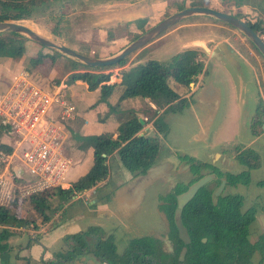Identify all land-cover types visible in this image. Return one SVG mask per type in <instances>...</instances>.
Instances as JSON below:
<instances>
[{
	"label": "crops",
	"instance_id": "obj_1",
	"mask_svg": "<svg viewBox=\"0 0 264 264\" xmlns=\"http://www.w3.org/2000/svg\"><path fill=\"white\" fill-rule=\"evenodd\" d=\"M209 1L215 2L217 5L219 4L221 7L226 3H232L231 9L241 10V16L249 15L259 19L264 27V0H259L258 2L255 0ZM178 5L179 3L173 0H168V2L165 0H109L98 3L94 8L85 10L86 16L83 23L76 24L78 27L74 31L77 36L74 41L77 42L76 38H79L80 35H84V38L90 40L95 37V41H98L96 38L101 40L105 39V42H107L106 45L111 46L112 49H108L107 52L106 49L100 50L101 55L103 57L114 55L137 36L145 32V30L138 31V28L142 25V23H140L141 21L147 20L145 24L150 22L149 29L167 15H170V13L177 11L180 7ZM259 5L261 7L259 12L260 15H253V11L251 10ZM225 9L227 10V8ZM228 9L231 10L230 8ZM162 14L163 17L160 18L159 15ZM73 16H70V19H72ZM223 23L238 30L225 22ZM185 25L194 26V23H182L174 27V29H166L148 42L147 46L155 44L154 50L152 51L155 55L146 57L147 55H144L143 52L145 47L143 46L142 49L140 48L132 53L134 54L132 57H130L131 54L127 56L128 60L125 65L113 67L116 69H114L115 71H108L110 73V78L107 83L115 84V88L112 94L107 98V101H100V90L98 88L89 90L87 83L81 79H77L70 84L68 83L67 93L75 106L76 113L70 123L65 126L66 139L64 143L69 139L71 133H77L78 135H99L108 133L116 137L117 126L122 119L127 117L129 111L135 112L138 118L141 117L144 121L145 125L143 124V128L138 135L141 133L142 135H148L147 129H151L153 120L157 116L165 113L163 112L164 109H159L150 102L149 99L139 96L126 98L118 102L119 96L123 90L120 85L121 76L119 75V71L149 59L160 61V52L167 47L175 48L178 46V49H176L177 51L172 54L169 59L176 53L185 49H197L188 47L183 48L186 35L180 33L179 29ZM135 34L137 35L135 36ZM261 35H264V31ZM114 36H122L123 39H121V37L119 38L121 41H119V39H116ZM242 38L246 37L243 36ZM201 41H194L193 43H196L197 46L200 47V49L197 50L201 52L200 58L204 62L203 71L198 74L196 79L188 86L177 82L178 88L174 90L179 93L180 97L187 99L185 108H190L194 113L195 129L192 134L193 138L196 141L203 142L207 147V145H209L208 141L211 127L217 118L223 96L221 88L214 84L210 76L207 75V78L205 77L207 64L202 57L208 53L209 59L212 58L218 61L228 73L231 81V126L233 130L236 129L235 134L237 133L240 142L233 147L231 153L222 150L219 151L218 157L216 158L213 152L210 154L208 153L209 151H206V158L209 157L211 160L208 161L206 159L204 162L216 165L221 170H223L224 165H227L229 168L225 170L230 172H232L230 169L235 167L238 169L237 172H240L246 167L237 160L236 154L238 151L236 148L251 149L258 154L259 164L257 167L250 170L249 184H237L234 186L225 184L223 188L224 192L243 196L242 210H246L251 206L256 207L255 220L249 226L248 236L250 243L255 244L261 237H264V185L261 186L257 184L258 181H264V172H261L260 175H258L259 177L257 176L258 178L256 177L254 179L258 170L263 171V160L261 152L253 148L254 144L259 143L261 149L264 150V143L258 142L260 137L264 135V73L263 75L259 73L260 79H258L257 73L254 71L251 62L241 54L234 45L226 46L225 50L217 46L215 50L209 51L206 48V41L203 40L205 45ZM79 43L73 46L78 51L81 47ZM252 47L250 50L253 51L251 53H254L256 49L254 48V50ZM83 48L86 51L88 50V47ZM212 53L222 57L227 63L224 64L217 57H213ZM258 54L259 56L262 55H260L259 52ZM169 59L165 62L162 60L160 62L166 63ZM28 70V61L27 63H14L10 57H0V92L5 90L17 73L20 71L29 72L30 70ZM70 74L71 71L64 73L62 77L49 75L45 77L44 80V77L42 78V76H39L42 82H40V80L36 82L43 87H50V85H52V78L61 77L60 80L68 79ZM170 78L171 77H169L168 80ZM204 78L207 79V81H205ZM47 80L49 82H45ZM261 84L262 86L260 87ZM169 85L171 86V84ZM132 99L136 100L129 101ZM117 103L118 106L116 110L112 111L111 107ZM119 107L121 109H119ZM154 109L157 110V115L154 119H151V124L148 115L151 114L150 110L153 111ZM108 111L110 113L107 115V119L102 122L99 121L97 115H104L108 113ZM246 111L248 113L247 132L242 133V114ZM256 118H259L261 121V129L257 135H253L250 133V127ZM234 122L236 125H234ZM0 145L10 147V151L8 152L14 150L13 137L4 131V126L2 124H0ZM77 146L71 151L67 149L64 153V156L70 163L65 172L62 188H68L74 181L83 176L93 164L92 149L88 148L87 150H81ZM164 161H168L172 164L170 172L173 174L174 180L179 182L178 176L182 175L180 170L185 168L184 161L182 162L177 155L165 157L163 160H160V162ZM106 163L108 165L107 176L93 187L76 194L68 201L62 202L60 207H58V199L53 198V207L58 208L48 212L49 219L43 220L41 217H37V220L28 226L9 227L11 233L6 240L8 248L6 251L0 252V264H107L105 262H100L90 253L78 256L71 261L57 257L58 254L65 252L66 245L64 238L67 235L78 233L90 226H98L103 236L112 234L115 244L116 239L124 234H127V241L131 238L142 236H154L158 239L165 236L167 231L165 230V232H162L161 228L167 226V221L165 214L159 208L161 202L158 200L159 193H157V191L160 189L157 188H165L168 192L173 188L172 184L163 179H157L151 184H144L141 179L142 174L133 173L125 168L120 162L116 152L107 156ZM241 166L244 168L239 170ZM172 169H176V172H173ZM13 170L20 171V167L15 165ZM4 172L6 171L3 170L2 175L5 183L0 185L1 205L10 206L15 197L19 196L24 199L31 193L19 194L16 189L11 193V187L14 185L12 182L13 180H20L23 182L24 187L21 185L23 188L26 187L27 182L31 185L36 184L37 186L36 177L29 172H21V177L17 179L12 175L8 176L6 174L7 172ZM208 172L204 173L206 174ZM32 180L34 182H32ZM246 198L248 202H246ZM149 212L154 215L159 214L160 221L163 222L162 225L160 223L156 224L155 216L148 215ZM5 227L4 225H0V231ZM253 261L254 264H264V254L259 250H255L253 253Z\"/></svg>",
	"mask_w": 264,
	"mask_h": 264
},
{
	"label": "trees",
	"instance_id": "obj_2",
	"mask_svg": "<svg viewBox=\"0 0 264 264\" xmlns=\"http://www.w3.org/2000/svg\"><path fill=\"white\" fill-rule=\"evenodd\" d=\"M49 0H0V21L21 20L31 18L42 5ZM184 8L179 7L178 10ZM255 31H264L263 23L257 18L242 15ZM40 33V32H38ZM42 34V33H40ZM138 37V36H137ZM27 37L16 32H0V57H21L25 52L24 41ZM253 48L258 49L252 43ZM259 52V51H258ZM260 53V52H259ZM261 54V53H260ZM49 54L29 58V63L38 65ZM197 49H185L173 55L168 62L163 63L149 59L119 71L120 85L123 90L118 102L126 98L142 97L149 99L163 112H179L187 105V99L180 97L168 82L169 77L182 85L188 86L204 69V62ZM128 58L120 62L101 67H89L81 62L71 60L73 72L67 82L77 79L85 81L89 90H100V101H107L115 84H109L110 73L104 70L126 64ZM85 69V70H84ZM60 77L52 78V84L59 83ZM118 103L111 107L116 110ZM163 114L153 120L154 128L160 133H166L167 125L162 119ZM261 121L256 118L250 127V133L257 135ZM143 128L138 115L129 111L127 117L117 126V136L111 134L76 135L78 148L92 149L93 164L91 168L68 188L60 186L36 189L24 199L15 197L10 206L0 204V225L6 226L0 231V252L7 250L6 243L11 231L9 227H24L35 221L28 216L29 206L43 220L49 219L48 212L61 206L73 196L81 193L103 180L108 174L107 156L116 152L122 165L133 173L144 174L148 168L158 163L159 142L157 138L148 135H138ZM1 149L10 151V147L0 145ZM237 149L236 158L246 168L237 173L223 171L209 162L198 161L192 156L179 155V159L189 164L193 175L187 183L179 181L174 191L163 197L159 208L169 221L170 238L174 243L173 253L165 252L161 241L155 237L143 236L131 238L123 254L117 252L114 236H103L98 226H90L78 233L67 235L65 252L57 257L71 261L78 256L91 254L100 262L107 264H179L178 253L184 243L178 238V230L174 222V211L177 205L176 195L187 190L188 186L205 175L203 170L214 173L216 178L203 185L194 197L183 207L181 219L187 228L190 243L182 264H254L253 253L259 250L264 254V237L255 243L249 241V226L255 220L256 207L242 210L243 196L240 194H220L214 196L215 188L221 178L226 179V185L249 184L250 170L259 164L258 154L251 149ZM16 178V177H15ZM17 179V178H16ZM263 186L264 181H258ZM58 199V207H53L52 199ZM205 238V241L202 239ZM93 241V243H91Z\"/></svg>",
	"mask_w": 264,
	"mask_h": 264
},
{
	"label": "rangeland",
	"instance_id": "obj_3",
	"mask_svg": "<svg viewBox=\"0 0 264 264\" xmlns=\"http://www.w3.org/2000/svg\"><path fill=\"white\" fill-rule=\"evenodd\" d=\"M106 1L109 0H49L48 2L44 3L41 6L42 7L41 9L34 12L31 18L21 19L18 20V22L31 27L36 32L42 33V34L39 33L41 36L53 40L57 43H62L74 50L76 49L73 46L75 44L77 45L80 42L79 43V45H81L80 50L79 51L76 50V51L92 57H103L101 55L100 50L106 49L107 52L108 49H112L111 46L106 45L107 42H105L106 41L105 39L101 40L99 38H96V40L99 41L98 42L95 41L94 39L95 37L91 38L90 40L84 38V35H80L79 38H76L77 39L76 41L78 42L77 43L74 41L75 37L77 36L74 30L78 27L76 24L83 23V21H85L84 18L86 16L85 14L86 9H92L98 3H103ZM165 1L168 2V0ZM173 1L179 3L178 6L180 7L181 5L184 7L207 6L216 10L225 11L230 14L232 13L237 17L241 16V10L231 9L232 8L231 5H233L232 3L230 4L226 3L223 7H221L219 4L217 5L215 2H211L209 0H173ZM255 1L258 2L259 0H255ZM225 8H227V10ZM228 8H230L231 10H229ZM260 8H261L260 5L258 7L253 8L251 10L253 11L252 12L253 15L255 14L259 16L260 15L259 12L261 10ZM70 16H73V18L70 19ZM159 16L160 18H162L163 14ZM146 21L147 20H143L140 22L142 23V25L140 26V28H138V31H143V30L146 31L148 29L150 22L145 24ZM182 23H194V26L185 25L179 29L180 33L186 35V36L184 35L185 39H184L183 48L188 47V48L200 49V47H198L197 44L193 42L201 41V40L203 44H204L203 40L206 41V48L209 51L215 50L217 46H220L223 50H225L226 46L234 45L241 52V54H243L251 62L254 71L257 73V78L260 79L259 73H262L263 75L264 57L261 54H260L261 56H259L258 52L252 47L250 40L244 34L243 36L246 38H242L243 36L240 31L235 30L234 28L224 24L219 19L207 15H193L188 18H184L180 22L171 26L172 28L170 27V29L169 28L167 29L168 30L174 29V27H176L177 25H181ZM137 34H135V36ZM116 36H114L116 39L122 37V36L119 37ZM261 38L264 40V35H261ZM121 39H123V37ZM121 39H119V41H121ZM24 45H25V52L21 57H16V58L10 57V58H12V61H14V63H25V62L27 63L28 61V67L30 70L28 71L32 74L35 81L40 80V82H42V80L39 79L40 78L39 76H42V78L44 77L43 78L44 80L45 77H48L49 75H56L62 77L66 72H70V71L71 73L73 72V69H71L72 58H69L67 55L61 54L59 51L53 48L44 47L39 43L33 41L29 37L25 39ZM83 47H88L87 48L88 50L87 51L84 50ZM144 47L145 48L143 52L144 55H147L146 57L149 56L151 57L155 55L154 52L152 53L155 44H152L151 46L150 45L147 46L146 44ZM251 47L255 50L256 53L255 52L251 53L253 52L250 50ZM176 49H178V46H176L175 48H170V47L164 48L160 52V61L161 60L164 62L167 61L169 57L177 51ZM40 53L49 54L52 55V57L48 56L44 58L42 62L36 65L37 67L29 63L30 57H35ZM133 55L134 54H131L130 57H132ZM202 58H204L205 63L207 64V72L205 77L207 78V75L210 76L214 84L221 88L222 96H223L221 107L217 114V118L215 119L211 127V132L208 141L209 145H207L206 147L203 142L196 141L193 138L192 134L195 129L194 127L195 117H194V113L190 108H185L180 112L168 111L163 114L162 119L167 125V130L165 134L158 132L153 127L151 119L155 118V116L157 115V110L156 109H154L153 111L150 110L151 114H149L148 117L149 120L151 121L152 127L151 129H147V132L149 136L157 138V141L159 142V153L157 157L158 162H160V160H163L165 157L175 156V155L177 156L188 155L195 157V159L198 161H204L206 159L209 161L211 159L209 157L206 158L205 156L206 151H209L208 153L210 154L213 152L214 157L216 158L218 157L219 151L225 150L227 153H231L233 147L240 142L239 138L237 137V133L235 134L236 129L233 130V127L231 126V115H230L231 114L230 111L231 81L229 75L218 61L212 58L209 59L208 53H206ZM114 69L115 68H109L104 71L105 72L111 70L115 71L116 69L115 70ZM205 81H207V79H205ZM45 82H49V81L47 80ZM168 82L169 84H171V87L173 89L176 90L178 88V83L174 80L173 77H171L168 80ZM261 86L262 84L260 85V87ZM138 99L141 100L140 98ZM133 100L136 99H132L129 101H133ZM119 109L121 108L119 107ZM109 113L110 112L108 111V113L104 115L98 114L97 115L98 120L101 122L106 120L107 115ZM234 125H236L235 122ZM76 135H77L76 133H71L69 139L63 144L64 147L63 153H65L67 149H70V151L73 150L78 145V139ZM258 142L264 143V135L260 137ZM253 148L261 152L262 160H263V171L258 170V172H256L254 176L255 179L258 175H260L261 172L262 173L264 172V150L261 149L259 143L254 144ZM181 161L183 162V160ZM226 168L229 167L227 165H224L223 170H225ZM243 168L244 167L241 166L239 170ZM230 170L236 173L238 169L234 167ZM172 171L176 172L174 169H172ZM203 172H208V171L203 170ZM180 173H182V175L178 176L179 177L178 179L185 183H187L193 177V175L189 170V167L186 166L185 168H182L180 170ZM12 182L14 185L11 187V193H13L14 189H16L19 194L30 193L37 187L36 184L31 185L27 182L26 187L23 188L24 183L21 182L20 180L17 181L13 180ZM32 182L34 181L32 180ZM157 189H160L157 191V193H159L158 200L160 202H163L162 198L165 197V195L168 192L165 190V188L162 187L161 188L158 187ZM221 194L222 195L227 194V192H224L223 190ZM246 202H248L247 198H246ZM22 206L24 209H27L28 216L32 218L34 221L37 220V217H40L32 211L31 207L27 208V206H24V203ZM244 207H245V203H244ZM148 215H154V214L149 212ZM154 216H155L156 224L160 223L162 225L163 222L160 221L159 214H156ZM166 229L167 227L164 226L163 228H161L162 232H165ZM127 240H128L127 234L121 235V237L116 239L117 251L119 254H123L126 251L128 244ZM160 247L164 248V244L162 243V241Z\"/></svg>",
	"mask_w": 264,
	"mask_h": 264
},
{
	"label": "built area",
	"instance_id": "obj_4",
	"mask_svg": "<svg viewBox=\"0 0 264 264\" xmlns=\"http://www.w3.org/2000/svg\"><path fill=\"white\" fill-rule=\"evenodd\" d=\"M67 80L43 87L31 73L20 71L0 92V124L14 142L12 152L0 149V185L5 183L4 170L16 178L21 172L34 175V190L62 187L70 163L63 153L65 126L76 113ZM15 165L20 171L13 170Z\"/></svg>",
	"mask_w": 264,
	"mask_h": 264
},
{
	"label": "water",
	"instance_id": "obj_5",
	"mask_svg": "<svg viewBox=\"0 0 264 264\" xmlns=\"http://www.w3.org/2000/svg\"><path fill=\"white\" fill-rule=\"evenodd\" d=\"M200 14L212 16L241 31L255 45V47L264 57V40L259 35V32L255 31L249 24H247L241 18L233 14L227 13L225 11L216 10L207 6L184 7L166 16L161 21L156 23L154 26L150 27L148 30L140 34L138 37H136L133 41H131L118 53L107 57H92L80 53L62 43H57L53 40H50L48 38L39 35L29 26L15 20L0 21V32H16L23 34L44 47L53 48L59 51L61 54L67 55L69 58H72V60L74 61L81 62L89 67H101V66L113 65L120 62L130 54L134 53L138 49L145 46L148 42H150L152 39L157 37L159 34H161L170 26L178 23L179 21L183 20L186 17L193 15H200ZM212 56L217 57L224 64L227 63L222 57L214 53H212ZM247 118H248L247 111L243 112L242 120H241L242 133L247 132ZM138 119L141 124H144V121L141 117H139ZM140 135H142V133ZM185 166L189 167V164H185ZM171 168H172V164L168 161L156 163L150 168H148L147 171L141 175L142 177L141 179L144 184H151L157 179L167 180L172 184V187L174 188L178 182L174 180V176L170 172ZM17 174H19V172H17ZM215 178L216 176L213 173H207L202 177H200L199 179H197L195 182L191 183L186 191L176 195L177 205L174 211V222L178 230V238L184 243V246L181 248L178 256V260L180 262L184 261L185 254L187 251L186 245L190 243V237L188 235L187 228L183 225L181 219L183 207L194 197L196 192L203 185H205L206 183H208L209 181ZM225 184H226V179L221 178L219 185L214 191L215 197H218L221 194ZM160 239L168 246L169 250H172V244L167 235L160 237ZM202 240L205 241V238H203Z\"/></svg>",
	"mask_w": 264,
	"mask_h": 264
},
{
	"label": "flooded vegetation",
	"instance_id": "obj_6",
	"mask_svg": "<svg viewBox=\"0 0 264 264\" xmlns=\"http://www.w3.org/2000/svg\"><path fill=\"white\" fill-rule=\"evenodd\" d=\"M240 18V17H239ZM242 19V18H241ZM242 20H244V19H242ZM245 21V20H244ZM185 164H187L186 162H185ZM184 164V165H185ZM189 168H190V166H189ZM176 170V169H175ZM208 173H210V172H208ZM214 174V173H213ZM215 175V174H214ZM216 176V175H215ZM217 188V187H216ZM174 191V188H172V189H170L169 191H168V193H171V192H173ZM167 193V194H168ZM166 194V195H167ZM165 195V196H166ZM163 212V211H162ZM164 213V212H163ZM165 214V213H164ZM165 218H166V221H167V229H166V233H165V236L167 235L168 237H169V239H170V241H171V244H172V250H169V248H168V246L161 240V239H159L160 241H162V243L164 244V248H162L165 252H167V253H173V251H174V243H173V241L171 240V238H170V225H169V221L167 220V217H166V215H165ZM151 237H154V236H151ZM158 239V238H157ZM180 253V252H179ZM179 253H178V256H179ZM186 255V254H185ZM178 256H177V258H178ZM185 259V258H184ZM178 262H179V264H182L184 261H182V262H180L179 260H178Z\"/></svg>",
	"mask_w": 264,
	"mask_h": 264
},
{
	"label": "bare ground",
	"instance_id": "obj_7",
	"mask_svg": "<svg viewBox=\"0 0 264 264\" xmlns=\"http://www.w3.org/2000/svg\"><path fill=\"white\" fill-rule=\"evenodd\" d=\"M31 28V27H30ZM38 33V32H37ZM39 34V33H38ZM40 35V34H39Z\"/></svg>",
	"mask_w": 264,
	"mask_h": 264
}]
</instances>
